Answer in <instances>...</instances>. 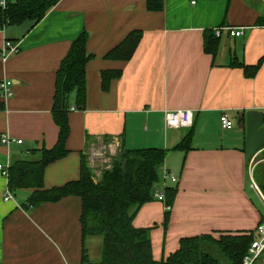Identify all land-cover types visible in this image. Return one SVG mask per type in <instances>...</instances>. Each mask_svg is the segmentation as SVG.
Segmentation results:
<instances>
[{"label": "crops", "instance_id": "1", "mask_svg": "<svg viewBox=\"0 0 264 264\" xmlns=\"http://www.w3.org/2000/svg\"><path fill=\"white\" fill-rule=\"evenodd\" d=\"M261 21L264 0H163L159 11L148 10L146 0H58L33 26L28 21L5 26L0 47L9 39L19 51L0 59V81L12 82V96L0 102V133L22 142L0 144V163L8 168L16 159L37 156L33 150L54 145L58 129L50 110L55 73L71 42L85 30L86 51L92 54L85 65V108L69 112L68 153L46 165L43 187L79 178L87 142L109 137L127 147L139 129L143 136L136 148L167 149L165 160L179 153L172 166L178 181L168 184L177 191L167 225L164 203L155 199L143 203L132 219L134 227L150 228L155 260L174 252L181 237L255 235L264 216V148L245 162V121L242 126L240 117L247 110L264 113ZM220 26L243 32L231 36L222 31L212 56L203 51L204 32ZM133 30H140L141 37L129 59L104 57ZM232 60L260 65L246 77ZM103 70H120L107 91L100 86ZM182 108L192 110L194 118L187 151L172 148L188 129L163 127L164 112ZM222 112L233 121L231 130L220 127ZM135 139L127 148L135 146ZM6 190L7 177L0 173V264H81L79 196L25 209L21 203L33 189H18L4 200ZM90 241L85 239L86 247ZM89 247V259L96 262Z\"/></svg>", "mask_w": 264, "mask_h": 264}, {"label": "trees", "instance_id": "2", "mask_svg": "<svg viewBox=\"0 0 264 264\" xmlns=\"http://www.w3.org/2000/svg\"><path fill=\"white\" fill-rule=\"evenodd\" d=\"M58 0H7L0 7V29L7 25L38 23ZM163 0H146L150 11L162 9ZM260 22V21H259ZM258 23V22H257ZM264 23V21H261ZM141 37L140 30L129 32L104 57L107 59H129ZM88 34L83 30L70 44L66 54L60 60L55 73L52 96L51 117L57 126V139L51 148L31 151L27 158L16 159L7 168V188L11 192L31 188L21 206L25 209L43 202L57 201L62 197L76 195L81 198L79 217L82 237L81 264H241L251 242L253 232L240 234H200L179 239V247L165 259L152 257L149 227L136 228L132 219L140 206L153 199L152 186L159 179V167L169 150L157 147L120 148L111 159V166L101 170L98 177L89 168L84 154L80 157V174L77 180L62 186L44 188L43 171L49 163L64 157L68 153L66 140L70 127L68 115L72 110H83L86 103L85 65L92 58L86 51ZM218 37L211 30L204 32L203 51L215 55L218 49ZM232 65L241 67L246 77H252L260 62L245 65L232 60ZM120 75V70H103L100 73V86L107 91L111 79ZM244 126V117H240ZM193 125L182 140L172 150L187 151L193 133ZM264 195V182L260 185ZM175 186H167L163 225L166 226L169 211L176 195ZM99 236L100 259L93 262L88 257L85 239L87 236Z\"/></svg>", "mask_w": 264, "mask_h": 264}, {"label": "built area", "instance_id": "3", "mask_svg": "<svg viewBox=\"0 0 264 264\" xmlns=\"http://www.w3.org/2000/svg\"><path fill=\"white\" fill-rule=\"evenodd\" d=\"M7 0H0V7L4 8ZM222 31H226L228 35L238 36L242 34V28H233L229 26H220L213 29L215 36H220ZM19 51L18 44L13 43L9 39H5L2 46L0 47V59L5 61L8 57L17 54ZM12 96V82L9 79H3L0 81V102ZM73 107H71V110ZM194 123L193 111L190 109H176L171 111H165L163 114V127L164 130L167 129H178V128H190ZM219 124L222 130H231L233 127V121L230 119L227 113L222 112L219 116ZM113 143L109 144V151L111 153H116L117 139H114ZM21 139H14L5 133H0V144L9 145L11 143L20 144ZM159 179L152 186V197L155 200L164 203L165 209L169 206L165 203V190L169 183L175 184L178 178L170 172L166 167L164 162L160 165L159 169ZM0 173L7 177V168L0 163ZM4 200H9L12 198V193L9 190L4 192ZM264 201V199H263ZM264 250V216L259 221L255 228V235L253 241L251 242L246 254L243 256L241 264H255L257 258Z\"/></svg>", "mask_w": 264, "mask_h": 264}, {"label": "rangeland", "instance_id": "4", "mask_svg": "<svg viewBox=\"0 0 264 264\" xmlns=\"http://www.w3.org/2000/svg\"><path fill=\"white\" fill-rule=\"evenodd\" d=\"M234 127L237 128V121H234ZM183 131L185 130L184 128L182 129ZM162 133V130H160ZM142 131L137 129L136 131V135H134L132 138L127 140V147L132 146L130 144V141H132L133 139H135V146H133V148L139 147V140H140V136H143ZM113 138H109V137H103L102 139L96 140L95 142H87L86 144V148H85V153L84 156L86 158V162L89 166V168H91L93 170V173L96 177L99 176L100 172L102 169L104 168H109L111 166V159L113 158V156L116 155V153L118 152L119 148H120V143L119 140L117 141L118 143L116 144V153H111L109 151V144L113 143ZM154 147V146H151ZM172 155H169L167 157L168 161H169V165H166V161L165 160L164 164L165 167L167 169H169L170 172H172L174 169L172 168V166L174 167V165L178 164V158L174 157V154H179V153H171ZM262 155H264V153H262ZM167 156V155H166ZM178 156V155H177ZM169 166V167H167ZM174 173V172H173ZM174 175L178 178V176L174 173ZM255 179L256 182H258L259 180L257 179V174L255 173ZM15 197V196H14ZM90 238H92L94 240V242H91L90 245L89 243H87V247H89L92 251L91 255H93V257H97V259H100V245H99V236H87L86 239L90 240ZM89 242V241H87ZM86 246V243H85ZM86 247V248H87ZM88 252V250H87ZM90 255V256H91ZM89 257V255H88ZM96 260V261H98ZM94 262V261H93ZM255 264H264V250L262 251V253L259 255V257L257 258Z\"/></svg>", "mask_w": 264, "mask_h": 264}, {"label": "water", "instance_id": "5", "mask_svg": "<svg viewBox=\"0 0 264 264\" xmlns=\"http://www.w3.org/2000/svg\"><path fill=\"white\" fill-rule=\"evenodd\" d=\"M244 121V158L249 163L254 154L264 148V113L260 110H247Z\"/></svg>", "mask_w": 264, "mask_h": 264}]
</instances>
